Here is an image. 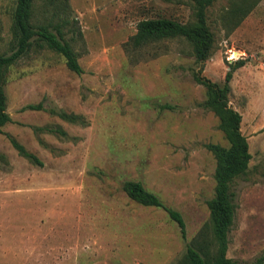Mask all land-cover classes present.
Segmentation results:
<instances>
[{
	"label": "rangeland",
	"instance_id": "obj_1",
	"mask_svg": "<svg viewBox=\"0 0 264 264\" xmlns=\"http://www.w3.org/2000/svg\"><path fill=\"white\" fill-rule=\"evenodd\" d=\"M15 1L0 0V54L13 50ZM235 6L252 7L237 24ZM193 11L192 0H33L31 23L58 28L82 73L40 41L7 69L12 121L0 133V264H177L186 241L204 227L211 233L216 159L205 145L228 146L194 74L222 83L240 58L229 105L241 114L251 159L232 185L227 256L250 261L264 251V0L208 6L214 43L203 63L183 37L141 47L130 41L141 19L191 23ZM38 103L45 109H23ZM126 180L179 211L186 239L163 209L129 198Z\"/></svg>",
	"mask_w": 264,
	"mask_h": 264
},
{
	"label": "trees",
	"instance_id": "obj_2",
	"mask_svg": "<svg viewBox=\"0 0 264 264\" xmlns=\"http://www.w3.org/2000/svg\"><path fill=\"white\" fill-rule=\"evenodd\" d=\"M214 0H192L194 4L191 23H182L168 17L144 18L137 22L136 31L130 37L135 47H141L160 41L164 38L183 37L193 45V54L197 63H203L211 53L214 36L207 24V8ZM33 0H16L13 10V37L14 46L9 54H0V133L2 128L12 121L7 112V96L5 81L7 69L30 49L33 41H40L49 49L58 52L64 57L68 69L80 74L82 67L77 54L70 44L63 39L61 31L49 29L46 25H33L30 21ZM252 7L242 8L235 6L229 11L231 18L242 19ZM244 59H236L229 63L224 81L218 83L201 75L194 74L196 82L206 88L207 99L205 106L209 107L218 117L219 129L223 132L228 146L208 143L205 146L212 152L216 159L214 172V195L207 201L210 215L211 233L206 227L191 241H186L185 252L177 264H264V251L253 260H240L227 256L229 243L228 233L234 220L237 208V194L232 185L237 177L246 174L251 153L246 137L240 131L241 114L229 105V93L233 71L244 65ZM170 106L164 105L163 108ZM23 109H45L41 103L28 104ZM53 114L70 120L77 121L78 116L65 112H56L47 109ZM63 133V132H61ZM12 146L18 153L36 165L42 162L31 152L25 149L16 139L8 136ZM122 189L132 200L144 205L163 209L169 218L178 227L183 239H186L185 222L181 213L166 206L153 192L147 190L141 181L126 180Z\"/></svg>",
	"mask_w": 264,
	"mask_h": 264
},
{
	"label": "built area",
	"instance_id": "obj_3",
	"mask_svg": "<svg viewBox=\"0 0 264 264\" xmlns=\"http://www.w3.org/2000/svg\"><path fill=\"white\" fill-rule=\"evenodd\" d=\"M231 53H232V52H231ZM231 57L233 58V57H234V54H231L230 59H232Z\"/></svg>",
	"mask_w": 264,
	"mask_h": 264
}]
</instances>
